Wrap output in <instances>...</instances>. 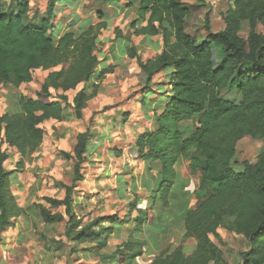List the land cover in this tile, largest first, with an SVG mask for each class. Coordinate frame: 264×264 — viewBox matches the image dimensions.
<instances>
[{
    "label": "trees",
    "instance_id": "obj_1",
    "mask_svg": "<svg viewBox=\"0 0 264 264\" xmlns=\"http://www.w3.org/2000/svg\"><path fill=\"white\" fill-rule=\"evenodd\" d=\"M58 1L46 0L43 12L29 16V0H0V83L17 88L30 82L35 70L48 71L35 97L10 95L9 108L0 114V233L32 211L46 226L64 220V237L81 246L85 255L109 264H137L145 241L133 233L143 231L152 204L168 205L175 164L185 158L192 171H200L198 199L184 213L181 238V242L193 239V249L186 252L181 243L170 252H159L148 264H230L221 248L219 228L247 241L248 248L238 252L237 264H264V150L253 159L237 158L241 140H264V33L257 31L258 25L264 31V0H233L223 11L224 25L217 31L210 29L205 13L200 39L185 29L191 7L197 4L123 0L134 12L131 32L161 41L160 51L145 60L133 46L124 50L135 59L145 87L156 75L168 72L164 99L152 111V128L139 132L131 144L137 159L157 164L160 179L156 189L149 191L147 207H137L134 196L124 216L92 218L78 215L74 203L75 188L83 180L91 120L76 133L71 152L59 151L72 164L70 183H58L62 197L43 195L26 208L20 206L10 189L16 169L4 167L9 155L1 148L5 144L19 155L16 167L21 169L24 158L30 160L42 143V124L81 119L87 102L114 70L113 64L101 66L97 55L99 36L107 27L105 12L98 7L96 23L84 22L52 35ZM109 1L100 0L102 5ZM243 24L248 26L245 38L239 35ZM120 37L117 31L115 38ZM78 85L69 99L66 92ZM130 222L132 232L104 254L116 228Z\"/></svg>",
    "mask_w": 264,
    "mask_h": 264
},
{
    "label": "rangeland",
    "instance_id": "obj_2",
    "mask_svg": "<svg viewBox=\"0 0 264 264\" xmlns=\"http://www.w3.org/2000/svg\"><path fill=\"white\" fill-rule=\"evenodd\" d=\"M187 2L197 5L191 7V13L186 18L185 29L191 35L200 39L204 33V14L208 13L209 15L210 29L212 31L220 30L224 25L222 13L232 4L233 0H188ZM29 3L31 6L29 16L36 11L43 12L46 6V0H29ZM98 7L106 14L104 20L107 22V27L101 31L99 36L97 55L101 61V66L113 64L115 67L113 72L108 74L102 81L100 92L90 99L85 115L78 120L73 119L64 122L50 120L44 122L42 124L44 128L42 143L39 149L30 156V160L24 158L21 169L16 167L19 155L5 144L1 146L9 155L4 162V167L8 170L16 169L14 175H16L17 182L22 188L17 189L13 184V187H10V189L17 196L20 205L22 202L27 201L23 207L29 204L30 201L37 200L38 197L43 195L63 196V190L58 183H70L72 164L70 161L64 160L60 156L59 151H72L76 133L83 131L88 125L89 120H91V137L97 139L99 143L94 144L93 142H89L87 154H91L95 147L100 145L99 155L104 154V160L107 158L104 166L108 167L109 176L106 178L103 177L102 169L101 171L100 169L89 171L88 164L83 163L82 172L83 178L87 180L86 186L91 185L92 178L96 176L97 178H94V180L96 182L101 180V189L95 194V197H92L93 201L91 202V206L76 209L77 214L92 218L102 214L117 213L119 217H122L126 212L125 209L127 208L128 202L134 196L137 200L147 196L145 190L139 196L134 195L130 190V181L132 179L134 180L135 176H139L138 174L141 171V167H138L140 160L135 158L133 153H131L130 147L136 134L143 131V129L152 127L153 122L151 119L153 116L147 112L151 113L155 108L154 104L158 100L164 99V91L167 88L165 74L168 72L165 70L156 75L149 87L146 88L143 81V74L137 66L135 59L128 57L124 50L133 46L136 54L145 60L160 51L161 41L159 37L136 36L131 32L129 21L134 16V12L131 7L123 3V0H111L104 5L101 4L100 0H59L54 9L55 17L52 20L51 34L61 33L75 26H80L84 22L90 21L92 24L96 23L98 18L95 15V9ZM117 31L122 36L118 38L119 40L115 38ZM257 31L264 33L260 25L257 26ZM247 33L248 26L243 24L239 35L245 38ZM120 46L122 50L119 49ZM58 68L59 66L54 69ZM47 72L37 69L33 72V77L30 82L21 84L17 88H10L11 90H8L0 83V114L6 104L4 98L7 96V90L12 96L19 93L35 97ZM80 87L81 85H78L75 89L67 91L68 98L71 99ZM141 96H143V99L145 98L144 102H132L129 108H127L129 111H125L123 114L121 111H117L118 107L127 104L130 99H134L135 97L140 99ZM96 116H100L99 122L97 123L100 126L99 129L91 128L96 122ZM108 149L113 151L109 154L107 153ZM263 150L264 140L243 139L237 146V158L239 161L253 159L256 154ZM94 153H92V156ZM117 153L118 155H116ZM107 154L110 156L109 160ZM93 166H97L95 162ZM123 166H128L131 169L125 175L128 180L126 181L125 176L120 175L118 181L115 182L113 174L114 172L122 170ZM100 168H103V165H100ZM179 169L186 175L185 169L189 171L190 168L186 164H182L179 166ZM131 173H134L133 178L128 176ZM188 173L191 179L190 189L193 191L190 197V207H194L198 199L196 193L199 190L200 171L197 170ZM183 174L179 171L177 172L172 191L177 192L180 184L184 182ZM125 184L129 187V190L125 188ZM96 189L98 190V187ZM125 190L128 193L127 198H119L117 191L125 195ZM81 192H83V196L89 194L87 191ZM148 199L150 201L151 197ZM159 204V202L152 204L149 209V211L155 213L156 218L155 223L148 226L149 231H147L144 237L149 244L153 243L158 235L163 232L168 218L172 217L175 222H180L182 218V206H176L174 204L172 208L164 207V210H159ZM58 210L62 211V208ZM133 216H135V212L131 213V217ZM23 220L27 223H24ZM63 227L64 220L60 223L46 226L33 212L26 215L25 219L19 217L15 227L4 229L0 233V238L5 237L11 241L16 236H19L23 241L20 242L18 247H14L13 243L7 244V247H14L16 249L11 248V251H5L0 259V264H109L107 260L102 261L98 257H92L89 253L85 255L84 252L80 251L81 246H74L72 242L66 240L63 235ZM133 228L134 223H127L123 226L110 239L108 247L103 251L104 254L114 250L116 245L123 241L129 232H132ZM179 232L180 230L178 228H174L175 235L166 236V240L161 239V243H164L162 248H153V246L148 245L150 252H145L144 258L142 257L137 264H148L150 259L161 250H170L173 246L181 243L186 252H190L194 244L193 239H187L181 242ZM218 234L224 245L221 246L212 236L211 239L221 246L224 257L230 264H237L239 261L238 252L248 248L247 241L242 236L236 235L226 228H219ZM14 250L16 251L13 254L15 255V260L10 261L8 256H11L10 252Z\"/></svg>",
    "mask_w": 264,
    "mask_h": 264
},
{
    "label": "crops",
    "instance_id": "obj_3",
    "mask_svg": "<svg viewBox=\"0 0 264 264\" xmlns=\"http://www.w3.org/2000/svg\"><path fill=\"white\" fill-rule=\"evenodd\" d=\"M119 40V39H118ZM121 43V42H120ZM122 47L120 46V50H122L121 49ZM123 52V51H122ZM169 71V70H168ZM8 90H11L10 89V87H6ZM8 90L6 91V94H7V96L4 98V100L6 101V104L4 105V108H3V111H2V113L4 112V110L5 109H8L9 108V97H10V95H12V94H9L8 93ZM143 100V96H141V98L139 99V98H137V97H135L134 99H130V101L127 103V104H125V105H122V107H118L117 108V111H121V113L123 114L125 111H129L127 108H129V105H131L132 104V102H134V101H142ZM158 100V99H157ZM149 101H150V98H149ZM89 102H90V100L87 102V106L83 109V111H82V117L85 115V113H86V109H88V105H89ZM140 105V104H139ZM154 106H155V104H154ZM1 113V114H2ZM114 114H115V112H113ZM144 113V112H143ZM148 114H151V116H152V111H151V113H149V112H147ZM99 119H100V116H96V122H95V124H94V126L92 125V127L91 128H96V129H99V125L97 124L98 122H99ZM51 121H53V120H51ZM151 121L153 122V118L151 119ZM103 124V123H102ZM153 126V125H152ZM152 127H149V128H146V129H143V131L144 130H149V129H151ZM137 135V134H136ZM135 135V136H136ZM93 138L91 137V139L89 140V142H93L94 144H97V143H99L98 142V140L97 139H93ZM89 142H88V144H89ZM88 144H87V146H88ZM100 145H98L97 147H95V149L93 150V152L92 153H94L93 154V156H92V153L91 154H87V149H86V161H85V163L86 164H88L87 166H88V169H89V171H94V170H98V169H100V171H101V169L103 170V177H108L109 176V174H108V167L107 166H104V162H105V160L107 159H105L104 160V154H102V155H99L100 153H99V149H100ZM130 149H131V153H133V155L135 156V158H137V156H136V153L132 150V148L130 147ZM113 150H111V149H108L107 150V153H111ZM90 155H91V157H90ZM130 155V154H129ZM107 157H108V160H109V155L107 154ZM94 162H95V164L97 165V166H93V164H94ZM182 164H186V166H188V168H190L189 167V161L187 160V159H185V158H179L178 159V161L176 162V164H175V169H176V177H177V172L179 171L181 174H183L182 172H181V169H179V166L180 165H182ZM90 165H92V166H90ZM100 165H103V168H100ZM106 165V164H105ZM138 167L140 168L141 167V171L139 172V176H135V178H134V180L132 179V181H130L131 183H130V187H131V191L133 192V194H136V195H141V194H143V191L145 190V193H147V196H146V194L144 193V195L146 196V197H144V198H140V199H138L137 200V203H138V205H137V207H139V208H145V207H147L148 206V203H149V191L150 190H155L156 189V187L158 186V183H159V179H160V175H159V167L157 166V164H155V163H152V162H148V161H141L140 160V162H139V164H138ZM130 168H128V166H123V168H122V170H120V171H117V172H114V181L115 182H117L118 181V177L120 176V175H122V176H125L128 172H130ZM186 170V175H184V182H182L181 184H180V186H179V188H178V191L177 192H175V191H172V187H173V185H172V187H171V195H170V197H169V200H168V205L166 206V208H172V206L175 204L176 206H178V205H180V206H182L183 207V212H182V214H181V216H182V218H181V220H180V222H175L174 221V219H172V217H170V218H168L167 219V221H166V226L164 227V230H163V232L162 233H160L159 235H158V237L155 239V241L153 242V243H151V244H149V243H147V241H146V239L144 238L145 237V234H147V231H149L148 230V226H151V225H153L154 223H155V221H156V218H155V213L152 211H148V213H149V215H148V220H147V223L145 224V226L143 227V231L142 232H134L133 233V236L134 237H137V238H139V239H142V240H144L145 241V246H144V253H143V255L141 256V257H139V258H137V263H138V261L143 257L144 258V255H145V252H150V248H149V246L148 245H151V246H153V248H158V247H163L164 246V243L162 244L161 243V239H164V240H166L167 238H165L166 236H170V235H175L174 234V228H178L179 230H180V236H181V238H182V235H183V218H184V213H185V211L187 210V208L188 207H190V203H191V201H190V197H191V195L193 194V191L190 189V186H191V179L189 178V173L188 172H191L192 170L191 169H189V171L187 170V169H185ZM193 172H195V171H193ZM106 174H108V175H106ZM133 174L134 173H131V174H128V176L129 177H132L133 178ZM13 179H12V182H11V187H13L12 185L14 184V186H16L17 187V189H21L22 188V186L17 182V178H16V175H14L13 177H12ZM94 178H97L96 176H94ZM94 178H92V184L91 185H87L86 186V183H87V180L85 179V178H83V180L82 181H80L78 184H77V186H76V188H75V194H74V203L75 204H77V209H80V208H83V207H85V206H87V208L89 207V206H91V202L93 201L92 199V197H95V194L101 189V184H100V181H98V182H96L95 180H94ZM125 179H126V181L128 180L127 178H126V176H125ZM125 181V180H124ZM125 181V182H126ZM14 182V183H13ZM174 184V183H173ZM98 187V190L96 189ZM125 188H127L128 190H129V187L128 186H126V184H125ZM81 191H87L89 194L87 195V196H83V192H81ZM141 192V193H140ZM117 195H118V197L119 198H121V199H123V198H127V195H128V193L126 192V190H125V195H123V194H121V193H119L118 191H117ZM35 201V200H34ZM19 202V201H18ZM33 202V201H32ZM31 201H30V203L29 204H26L25 205V208L27 207V206H29L31 203H32ZM25 203H27V201H24V202H22V204L20 205V206H23ZM160 206H158L159 207V210L160 209H163L164 207L161 205V204H159ZM194 206H195V204H194ZM126 210V209H125ZM164 210V209H163ZM170 211H171V209H170ZM30 213H32V211H30ZM102 215H104V214H102ZM25 217H26V215H24L23 216V219H25ZM16 222H17V220H16ZM16 222L14 223V225L12 226L13 228L15 227V225H16ZM23 222L24 223H27V222H25V220H23ZM127 223H124L120 228L118 227V228H116V232L113 234V235H111V237H110V239L111 238H113L116 234H117V232L118 231H120V229L123 227V226H125ZM128 224H131V222L130 223H128ZM10 228V227H9ZM131 232H129L127 235H126V237L130 234ZM179 235V234H178ZM110 239H109V242H110ZM126 239V238H125ZM124 239V240H125ZM190 239V238H189ZM123 240V241H124ZM12 241V242H11ZM7 240L5 237H2V238H0V252H1V256H0V259L2 258V256L4 255V252L5 251H7V250H9V251H11L10 249L12 248V249H16V248H14L15 246L16 247H18L19 245H20V242L21 241H23V239L20 237L19 238V236H16L15 238H13L12 240ZM109 242H108V245H109ZM122 242V241H121ZM165 242V241H164ZM10 243H13V245H14V247H11V248H9V247H7V244H10ZM118 245V244H117ZM178 245V244H177ZM177 245H175V246H173L172 247V249H170V250H161V251H165V252H170L171 250H173L174 249V247H176ZM193 246H194V244H193ZM185 249V248H184ZM192 249H193V247H192ZM191 249V250H192ZM15 251V250H14ZM10 252V255L11 256H8L9 257V260L11 261V260H15V255H13L14 253H16V251L15 252ZM105 251V250H104ZM160 251V252H161ZM157 254H159V252L157 253ZM157 254H155V255H157ZM154 255V254H153ZM154 255V256H155ZM19 256V255H18ZM152 259V258H151ZM150 259V260H151ZM150 262V261H149Z\"/></svg>",
    "mask_w": 264,
    "mask_h": 264
}]
</instances>
